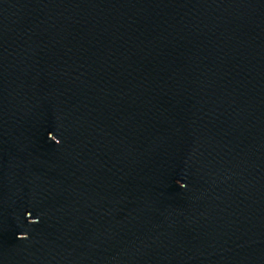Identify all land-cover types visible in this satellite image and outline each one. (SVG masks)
<instances>
[{
    "label": "water",
    "instance_id": "95a60500",
    "mask_svg": "<svg viewBox=\"0 0 264 264\" xmlns=\"http://www.w3.org/2000/svg\"><path fill=\"white\" fill-rule=\"evenodd\" d=\"M0 264H264V0H0Z\"/></svg>",
    "mask_w": 264,
    "mask_h": 264
},
{
    "label": "clouds",
    "instance_id": "9594fccd",
    "mask_svg": "<svg viewBox=\"0 0 264 264\" xmlns=\"http://www.w3.org/2000/svg\"><path fill=\"white\" fill-rule=\"evenodd\" d=\"M20 238H21V239H26V238H27V236H21Z\"/></svg>",
    "mask_w": 264,
    "mask_h": 264
}]
</instances>
